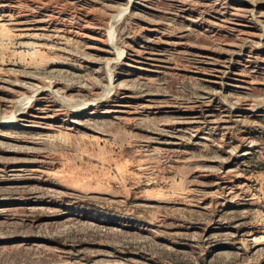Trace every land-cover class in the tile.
I'll use <instances>...</instances> for the list:
<instances>
[{
  "label": "rangeland",
  "instance_id": "1",
  "mask_svg": "<svg viewBox=\"0 0 264 264\" xmlns=\"http://www.w3.org/2000/svg\"><path fill=\"white\" fill-rule=\"evenodd\" d=\"M0 264H264V0H0Z\"/></svg>",
  "mask_w": 264,
  "mask_h": 264
},
{
  "label": "bare ground",
  "instance_id": "2",
  "mask_svg": "<svg viewBox=\"0 0 264 264\" xmlns=\"http://www.w3.org/2000/svg\"><path fill=\"white\" fill-rule=\"evenodd\" d=\"M123 11V10H122ZM125 11V10H124ZM116 19V18H115ZM118 20V19H117ZM113 25H114V23H113ZM111 32V31H110ZM110 35H112V34H110ZM113 36V35H112ZM113 38V37H112ZM114 39V38H113ZM121 53V52H120ZM91 103V102H90ZM86 105H87V103H85ZM86 105H83V108L84 107H87V106H89L90 107V105L88 104L87 106ZM94 105V104H93ZM76 106V105H75ZM77 110V109H76ZM5 120H7V119H5Z\"/></svg>",
  "mask_w": 264,
  "mask_h": 264
}]
</instances>
